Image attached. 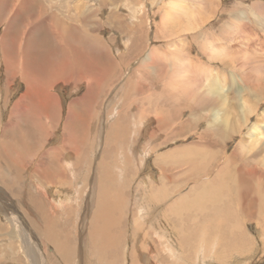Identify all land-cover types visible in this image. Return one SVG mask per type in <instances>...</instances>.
<instances>
[{"label":"rangeland","instance_id":"rangeland-1","mask_svg":"<svg viewBox=\"0 0 264 264\" xmlns=\"http://www.w3.org/2000/svg\"><path fill=\"white\" fill-rule=\"evenodd\" d=\"M260 7L264 0H0V264H264V138L248 146L254 126L264 134ZM73 50L112 76L100 90L92 73L51 81L50 67ZM174 53L209 69L190 96ZM6 54L53 86L48 121L31 114L41 92L21 102L25 115L15 108L38 85L8 76ZM209 84L219 87L216 106L200 107ZM235 154L237 167L258 173L226 167Z\"/></svg>","mask_w":264,"mask_h":264},{"label":"bare ground","instance_id":"bare-ground-1","mask_svg":"<svg viewBox=\"0 0 264 264\" xmlns=\"http://www.w3.org/2000/svg\"><path fill=\"white\" fill-rule=\"evenodd\" d=\"M185 3V2H184ZM178 7L179 6H177V7H175L174 5L172 6V7H170V9L172 10V11H180L179 9H178ZM180 8V7H179ZM261 8V7H260ZM258 8V10H257V14H254V16H255V19L257 20V22H259V23H264V12H262L261 11V9L264 11V8ZM170 10V11H171ZM171 11V12H172ZM185 12V11H184ZM81 14H82V12H81ZM170 14V13H169ZM172 15V14H171ZM83 16V15H82ZM174 16V15H173ZM43 16H40V17H35V19L33 18V22H31V24H35L36 22V19L37 18H42ZM168 17V16H167ZM168 19V18H167ZM170 19V18H169ZM31 20V19H30ZM41 20V19H40ZM84 20H86L85 21V24H86V22H87V19H84ZM30 24V25H31ZM169 24H170V22H169ZM234 24H235V22H234ZM234 24H232V25H234ZM42 25V24H41ZM90 25V24H89ZM237 25H238V23H237ZM10 26H11V24H10ZM32 26V25H31ZM64 27V26H63ZM83 27V26H82ZM167 27V26H166ZM237 26H233V30H234V32H237L236 30H237ZM15 30H17V31H19V28H16ZM57 35V34H56ZM17 40V39H16ZM15 39L14 40H12L11 42H13L14 43V47L16 46V41ZM60 41V40H59ZM32 45V44H31ZM30 45V46H31ZM125 46V45H124ZM65 47V46H64ZM71 49V48H70ZM2 50V49H1ZM14 50V49H13ZM21 50V48H17V50H16V52H18L19 54H20V51ZM61 51V50H60ZM67 51V50H66ZM65 51V52H66ZM54 52H56V51H54ZM221 52V51H220ZM23 53V52H22ZM57 53V52H56ZM72 58H71V60H70V57L71 56H63V59L60 61V63H59V65H56V66H52V67H50V71L52 70V78H51V81H59L58 79H60L61 81L62 80H64L65 79V77H67V75L69 74V72L71 73V78H73V80L72 81H78V80H80V81H82L83 80V78H85L86 76H87V78L89 77L88 75H91V74H89V73H92V76H93V78H95L94 79V85L95 86H98V89L97 90H100L101 89V86L100 85H102L101 84V81L102 80H105L106 79V77L108 78V80H110V78L109 77H112V76H110V75H108L107 74V70L105 69V70H103L101 73H99L98 71L99 70H97V68L96 67H92V66H90V65H88L87 63H89L88 62V60H82L81 59V55L78 53V51H75V50H73L72 52ZM156 53V52H155ZM233 54V53H232ZM26 55H27V52L26 53H24L22 56L24 57H26ZM60 55H61V53H60ZM155 56H156V54H155ZM155 56L154 55H152V56H150V60L151 59H154L155 60ZM174 56V58L172 59V61L173 62H175L174 63V66L176 67V72L174 73L175 74V77L176 78H180V82L179 83H181V88H179V89H181V92L182 93H184V94H186L187 96H190V95H192V93H194L195 92V90H197L198 88H199V84H201V83H203V82H205V75L207 74V72H208V74H209V69L207 70V69H201V71L199 70V71H195L194 70V66L192 67L189 63H187L186 61H184V59L183 60H179L178 59V54L177 53H174L173 55H172V57ZM37 57V56H36ZM35 57V59L37 60L38 59V57L36 58ZM62 57V56H61ZM56 58V57H55ZM54 58V59H55ZM168 58V57H167ZM22 59V58H21ZM169 59H171V58H169ZM236 58L234 57V56H232V61H234ZM78 60H82V61H78ZM98 60H99V58H98ZM18 61H19V57H18V54H17V56L16 55H14V54H12V55H7L6 54V63H7V65H6V71L8 72L7 73V75L8 76H10V77H16L18 74H19V76H20V73L23 75V78H25V80H27V82L32 86V84H37L38 86H37V91H35L36 90V87L34 88H32L31 89V87H29L28 88V90H27V93L24 95V96H22L21 98H20V100H19V102H18V104H17V106L15 107L17 110H20V111H22V113L25 115V112H26V110H27V108H25L24 106H22L21 105V102H23V101H25V100H28L31 96H32V94L34 93H39V92H41L40 94H43L44 96H45V100L44 101H41V102H39L38 104H36V106H34L33 107V109L35 108V110H34V112L32 113L31 112V114H32V116L34 117V115L35 116H37L38 115V119L40 120V123L44 120V119H46L47 121L50 119V117H51V112H52V110L54 111L55 110V108L54 109H52V106L54 105V104H50L49 103V101H47V99H49V100H52V103H56L57 104V99H56V97H54L53 95H51V94H49L48 93V91L49 90H51L52 89V87L53 86H51V83H48V84H45L44 82H41L40 80H41V78H40V75H36V73H35V71H32V72H30V71H22V69H19L18 70V67H17V63H18ZM72 61V62H71ZM78 61V62H77ZM85 61H86V63H85ZM57 62V61H56ZM98 62V61H97ZM101 62H102V60H101ZM100 62V63H101ZM83 63H85L86 64V69L88 70H84L83 68H82V64ZM234 63V62H233ZM75 64V66L73 67L72 65H74ZM78 64H79V67H78ZM97 65L99 64V63H96ZM36 63H34V65H32V67H31V70H34L35 68H36ZM200 65V64H199ZM100 66V65H99ZM112 66V65H111ZM10 67H13V68H11L10 69ZM76 67H77V69H76ZM90 67V68H89ZM91 68H92V70H91ZM107 68V67H106ZM174 68V67H173ZM99 69V68H98ZM108 69V68H107ZM110 70H111V68H110ZM87 71V72H86ZM112 71V70H111ZM113 72V71H112ZM48 75V74H47ZM19 76H17V77H19ZM30 76H32V77H34V78H36V79H33V80H31L30 79ZM63 76V78H61ZM91 76V77H92ZM109 76V77H108ZM21 77V76H20ZM54 77H57L56 79H53ZM40 79V80H37V79ZM175 79V78H174ZM250 79H252V77L250 76V77H248V80H250ZM208 80V79H207ZM223 80H225V79H223ZM50 81V82H51ZM172 81H174V80H172ZM207 83H208V81H206ZM215 82V81H214ZM103 83V82H102ZM106 83V82H105ZM104 86V85H103ZM175 86H171V90L172 91H175V88L177 87H175ZM207 87L209 88L208 89V93H205V94H203V101H202V103H201V105H200V107H205V105H211V107L212 108H214L215 106H216V101L213 99V96H211V94H213V93H217L218 92V89H219V87H218V85H211V84H209V86L207 85ZM38 88H39V90H38ZM100 88V89H99ZM215 88H217V89H215ZM225 88V87H224ZM223 88V89H224ZM177 89V88H176ZM31 90H32V92H31ZM264 90V89H263ZM224 91H226V90H224ZM98 92V91H97ZM239 92V91H238ZM175 93V92H174ZM240 93V92H239ZM177 94H178V92H177ZM94 96V95H93ZM43 97V96H42ZM98 97V96H97ZM39 98V97H38ZM43 99V98H42ZM89 99V98H88ZM82 100V99H81ZM91 101H92V99H90L88 102V104H91ZM83 102V101H82ZM200 102V101H199ZM200 104V103H199ZM86 105V104H85ZM244 105H246V106H248V104H247V102H244ZM56 106V105H55ZM57 107V106H56ZM225 112V111H224ZM226 113H227V111H226ZM253 112L252 111H250V110H248V115H250V114H252ZM213 116H214V119H215V121H217V120H219L220 119V117H221V114H220V112L219 111H216V112H214V114H213ZM239 117H240V114H239ZM52 118V117H51ZM224 121H226V117L224 118ZM215 123V122H214ZM214 123H212V124H214ZM210 125V127L211 128H213L212 126L213 125ZM263 128H262V130H263V132H264V121H263ZM210 128V129H211ZM211 131V130H210ZM212 131H213V129H212ZM224 133V132H223ZM249 143H248V146L249 147H252V148H254L256 145H258V143L259 142H261L262 141V138H264V134L262 133V131L257 127V126H254L252 129H251V131L249 132ZM7 138V137H6ZM61 140V139H60ZM252 141H254V143L252 142ZM243 149L242 150H244V148L247 146H244V144L243 143H241V145H240ZM240 147V148H241ZM241 154H243V151H241ZM245 154V153H244ZM235 156H236V154L235 155H233V156H231V157H227L226 159H225V164H226V167H228L229 165H230V163L232 162V163H234L235 165H234V169L235 170H237V172H238V174L237 175H240V177H242V178H249V176H255L257 173H258V171L255 169V168H250V169H247V167H237V165H236V163H237V161L235 160ZM238 156H240L241 157V155H238ZM248 158V157H247ZM69 165V164H68ZM62 169V168H61ZM60 169V170H61ZM224 169H225V167H224ZM222 171V170H221ZM261 172H264L263 170L261 171ZM263 176V173L261 174V177ZM235 184V183H234ZM74 194V193H73ZM68 198V197H67ZM69 198H70V196H69ZM189 198V197H188ZM60 199V198H59ZM72 199H74V198H72ZM246 199H248V198H246ZM253 200H256V199H254V198H252ZM251 199V200H252ZM63 200H65V199H63ZM250 200V199H249ZM248 200V201H249ZM257 201V200H256ZM63 202H66V201H63ZM68 202V201H67ZM140 202V201H139ZM178 202V201H177ZM250 202V201H249ZM254 202V201H253ZM173 206V205H172ZM159 207V206H158ZM154 209H151L150 210V212L153 214V213H155V212H157L158 210L157 209H155L156 207H153ZM146 209V208H145ZM143 210V209H142ZM149 210V209H148ZM169 210V209H168ZM139 211H140V209H139ZM145 211V210H144ZM146 212V211H145ZM105 213V212H104ZM146 213H148V212H146ZM145 213V214H146ZM142 214V213H141ZM151 214V215H152ZM102 217H105L104 215H103V213L101 212V214H100ZM143 215V214H142ZM156 215H158V214H156ZM167 215V214H166ZM101 216H99L98 215V218L100 217V220H101ZM147 216V215H146ZM143 217V216H142ZM166 217V216H165ZM44 218V217H43ZM138 218V217H137ZM151 219V218H150ZM143 220H144V218H143ZM147 221V220H146ZM142 224H143V221L141 222ZM152 225V224H151ZM43 229V228H42ZM52 230H53V228H52ZM44 232H45V230H43ZM50 232V231H49ZM49 232H46V236H48L49 238H51L50 237V234H49ZM112 236V235H111ZM111 236L109 235V238H111ZM89 237V236H88ZM159 237V236H158ZM53 238V237H52ZM169 241V240H168ZM107 243V242H106ZM109 245V244H108ZM58 248V247H57ZM168 248V247H167ZM173 249V248H172ZM59 250V249H58ZM171 251H174V250H171ZM58 252V251H57ZM246 252V251H245ZM60 253H61V250H60ZM66 253V252H65ZM175 255H176V253H175ZM204 256V255H203ZM201 261H203L202 259L200 260V261H198V262H201ZM197 262V263H198ZM209 262V261H208ZM211 262V261H210ZM239 263V262H238ZM237 263V264H238ZM201 264V263H200ZM204 264V263H203Z\"/></svg>","mask_w":264,"mask_h":264},{"label":"crops","instance_id":"crops-1","mask_svg":"<svg viewBox=\"0 0 264 264\" xmlns=\"http://www.w3.org/2000/svg\"><path fill=\"white\" fill-rule=\"evenodd\" d=\"M82 162V161H81ZM3 168V167H2ZM1 170H4V169H1Z\"/></svg>","mask_w":264,"mask_h":264}]
</instances>
